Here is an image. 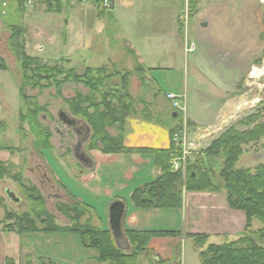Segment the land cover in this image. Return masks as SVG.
Wrapping results in <instances>:
<instances>
[{"label":"rangeland","instance_id":"1","mask_svg":"<svg viewBox=\"0 0 264 264\" xmlns=\"http://www.w3.org/2000/svg\"><path fill=\"white\" fill-rule=\"evenodd\" d=\"M61 2L62 10L52 12L39 0H0V160L10 170L8 174L0 177V227L3 229L7 223L8 212L14 213L16 217L27 211L31 212L36 226H44L37 219V214L32 212L35 205L14 179L16 174L22 176L26 185L33 186L43 195L44 207L57 225L69 227L75 223L72 218L77 214L73 211L66 212L68 209L65 210V207H73L76 201L64 193L53 171V168H57L56 164L61 166V162L68 157L66 148L70 142L74 144L77 135L60 119V114L62 111L66 114L68 112L72 117L90 124L86 115L72 114V102L78 96L102 101L99 94L101 92L93 91L84 82L67 81L58 89L53 80H43V88L34 87L24 77L22 61L11 45L13 29L16 27L22 31L20 43L27 54L38 57L43 64L63 68L65 72L73 69L79 75H83L88 68L96 71L99 69L96 66L106 64V74L112 77L101 88L102 92L119 88L122 73L132 72L137 65L144 67L141 56L136 55L135 48L139 49L146 64L157 68L142 71L143 78L134 72L130 86L133 107L128 115L134 112V108L141 112L146 99L151 103V109L146 116L151 118L152 115H157L156 112L163 107L167 111V117L175 120L176 125L170 130L174 144L175 133H184L186 142L191 141L197 146L195 151L192 150L187 155L184 167H174L171 157L172 169L180 173L181 180L178 185L183 189L194 163L199 167L203 164L209 168L210 160L203 153L205 148L230 126L264 107V0H115V6H105L107 12L101 17L95 0L83 3L77 0ZM112 15H116L123 26L119 32L115 24H109L108 18ZM83 17L86 19L84 23ZM126 17L133 19L130 21ZM203 22L207 26H202ZM100 24H105L108 28L102 31ZM124 32L130 37L129 41L123 37ZM192 43L194 50L187 52L186 48ZM93 75L97 76V73L94 72ZM64 77L65 74L58 78L63 80ZM20 89L28 97L27 101L21 97ZM168 90L175 95H181L186 108H174L167 93L165 96ZM185 93L188 113L194 112L198 118L206 120L212 119L217 104L208 100L204 104L197 98H236L224 108L225 115L232 116L229 120L231 123L228 121L218 128L206 126L198 130L186 117L188 107ZM35 102L45 110V113L40 114L39 120L52 134L55 148L51 159L59 158L58 163L54 164V160H51L48 164L34 147L31 133L27 131L24 134L20 129V114L32 109ZM88 102L85 100L83 107H87ZM129 102L124 99L126 105ZM112 104L117 111L116 116H123L122 104L116 99ZM146 109L143 111L146 112ZM171 110L176 116H171ZM128 115L108 124L106 128L117 125L119 130L122 129ZM262 115L261 122H264V110ZM24 127L29 130L27 122ZM237 127L241 130L248 128L243 125ZM177 149L175 153L180 154L179 148ZM223 159L217 157L213 161L215 183L219 187L224 184L219 176ZM260 164H264V137L244 145V153L236 167L254 171ZM44 175L50 181L46 185L50 188L53 186L50 193L52 195H48L41 186V180L44 179L45 182ZM7 189L14 191L22 201H11L7 196ZM57 194L61 196H54ZM87 218L89 216L84 214L78 221L84 224ZM9 223L16 225V220ZM253 227L262 229L264 222L257 219ZM28 236L25 237L27 239H24V244L29 237L32 238L31 235ZM44 238L49 241L44 244L38 242L35 254L43 255L45 258L41 261H48H43L45 264H63L59 262V258L68 256L70 240H78L79 236L57 232L48 233ZM214 242L223 243L222 240ZM125 251L130 253L132 249ZM92 253L94 255L98 251L90 249L87 255ZM93 255L83 264H102ZM143 256L144 253L140 256L139 264ZM41 263L37 261L36 264Z\"/></svg>","mask_w":264,"mask_h":264},{"label":"trees","instance_id":"2","mask_svg":"<svg viewBox=\"0 0 264 264\" xmlns=\"http://www.w3.org/2000/svg\"><path fill=\"white\" fill-rule=\"evenodd\" d=\"M39 1L44 2L47 10L52 12H60L62 10L63 4L61 0ZM77 1L83 3L88 0ZM104 1L95 0L100 17L107 12ZM21 34L20 28L16 27L13 29L11 45L16 56L22 61L25 72L24 77L30 80L34 87L43 88L41 81L53 80L59 89L64 82L73 80L77 83L84 82L93 91L101 92L99 93L102 97L101 102H97L98 98H82V96H78L72 102V106H70L72 107L70 109L73 115H86L90 122L92 127L90 147L92 149L98 148V142H101L104 146L103 151L107 153L149 152L155 154V162L161 167L162 173L152 183L133 192L131 198L135 205L140 208H180L182 206L183 188L181 185L180 188L178 183L181 180V175L173 171L170 163L172 155L178 151L175 144L171 142L170 148L167 149L128 148L123 145L122 136L113 138L106 132L108 124L118 121L119 118L131 112L133 100L129 94V80L135 71L140 78H143L142 71L145 70L144 67L137 65L135 70L132 71L133 73L131 71L122 73L119 88L102 92L101 88L105 87L106 81L112 77V75L106 74V68L101 67L96 71L93 68H88L83 75H79L73 69L65 72L63 68L43 64L38 57L27 54L23 44L20 43ZM94 72L97 73V76L93 75ZM64 74L63 80L58 78ZM20 94L23 100H28L23 89H20ZM115 99L122 104L124 109L121 112L123 115L121 117L116 116L117 111L112 104ZM124 99L130 101L128 105L124 103ZM85 100L89 101L87 107H83ZM261 105H263V102ZM91 109L93 112H90ZM260 109L243 118L236 125L230 126L205 148L203 153L210 160L209 168L203 164L199 167L195 163L191 166L186 180V190L221 191L223 189L229 205L233 209L244 211L247 218L246 232L244 234L234 240H225L220 244L210 241L209 236L206 234H186V238L192 239L195 250L199 251L202 264H264V228L251 230L253 219L264 222V164L257 166L254 171L250 168L236 167L237 162L244 153V145L264 137V122H261L264 107ZM41 113H45L44 108L35 102L32 109L20 114V129L24 134L27 131L31 133L34 137V147L39 153L42 150L53 149V145L50 142L52 134L39 120ZM26 122L29 130L24 127ZM239 125L248 128L241 130L237 127ZM217 157L224 158L219 171V176L223 179L224 184L220 187L215 183L216 172L213 161ZM9 171L7 165L0 160V177L8 174ZM14 177L18 182L19 188L35 205L36 208H33L32 212L37 214V219L44 226L42 228L36 226L34 219L31 217V212H24L17 217L14 213L8 212L6 214L7 223L4 224L5 230H16L20 234L30 232L77 234L81 237L82 243L86 247L98 251L97 260L99 262L110 264H139L141 254L147 250V246L153 237L181 235V232L176 231L129 230L127 231V236L133 248L132 252L128 253L117 246L109 229L93 225L90 218L84 224L78 221L80 216L86 213L78 202L73 207H65V210L66 208L68 209L66 212L73 211L77 214L73 215L72 218L75 223L69 227L57 225L53 216L44 207L43 195L33 186L26 185L20 174H16ZM13 219L16 220V225L9 223ZM204 246H207V248L204 249Z\"/></svg>","mask_w":264,"mask_h":264},{"label":"crops","instance_id":"3","mask_svg":"<svg viewBox=\"0 0 264 264\" xmlns=\"http://www.w3.org/2000/svg\"><path fill=\"white\" fill-rule=\"evenodd\" d=\"M114 2L115 0H112L113 6H115ZM126 18L130 21L133 19L131 17ZM108 20L109 24L110 22L115 24L117 32L123 29L116 15L110 16ZM82 21L83 23L86 21L85 17ZM174 21L177 31L176 17ZM99 27L102 31L108 28L105 24H100ZM124 33L123 37L129 41L130 37L126 32ZM135 50L136 55L141 56V63L144 65L145 71L157 68L154 65H147L143 60L142 52L136 48ZM104 66L108 68L106 64L96 67ZM133 77L134 75L129 80L130 95H132L130 86ZM172 92L168 90L165 92V96L166 93ZM185 96L187 100L186 93ZM197 99L201 103L206 104L209 101L218 106L214 108L215 111L212 115L214 120L200 119L194 112L188 113L187 100L188 114L186 117L189 119L188 122L198 130L206 128V126L218 128L231 119V115H225L224 108L229 103L234 102L236 98ZM143 102L145 103H143L141 112L138 108H134V112L126 117L122 129L119 130L117 125L107 127L109 136L116 138L122 136L123 145L128 148H170L172 142L170 130L176 125L175 120L167 117V111L163 107L156 112L157 115H152L151 118L146 116L151 109V103L146 99ZM166 103L171 109L170 103L168 101ZM144 108H147L146 112L143 111ZM170 113L174 117L175 112L171 110ZM67 115L75 121L72 124L65 123V125L75 131L77 142L75 139L73 145L71 142L69 143L66 148L68 149L66 151L69 152L68 157L61 162V166L56 164L57 168H53V171L64 193L85 209V214L89 216L92 224L111 231L109 208L114 201L120 200L125 204L122 229L130 244L127 251L132 249V244L127 236L129 230L181 232V235L176 236L153 237L140 264H202L192 239L186 238V234H206L209 236V240L214 242L215 240H234L246 232L247 218L245 212L233 209L229 205L223 189L221 191H188L183 189L182 206L177 209L137 207L131 198L133 192L152 183L162 173L161 167L155 162V154L149 152L107 153L103 151L104 146L101 142H98V148L92 149L90 147L92 136L90 124L72 117L68 112ZM50 142L53 145L52 150H42L40 153L38 151L48 164L51 160L56 159H51L55 148L53 137H51ZM58 160L60 159L57 158L52 163H58ZM256 220L253 219L252 230H258L253 227ZM46 234L37 232L20 234L17 231L5 230L0 227V264H36L37 261L43 264L48 263V261L43 260L45 263L41 261L45 258L43 255L35 254V246L38 242L44 244L49 241L48 238H44ZM24 235L32 236V238L28 236L25 244L24 239L27 238ZM80 238L79 236L78 240H70L71 250L68 248V256L60 257L59 262L83 264L88 257L93 255V253L87 255L88 250L92 248L86 247ZM93 256L97 259L98 253H94Z\"/></svg>","mask_w":264,"mask_h":264},{"label":"water","instance_id":"4","mask_svg":"<svg viewBox=\"0 0 264 264\" xmlns=\"http://www.w3.org/2000/svg\"><path fill=\"white\" fill-rule=\"evenodd\" d=\"M202 26H207V23L203 22ZM174 116H176V113H174ZM60 119L66 124H72L75 122L74 119L70 118V116H68L63 111L60 114ZM6 193L8 198L11 199V201L15 203H19L22 201V198L18 196L14 191L7 189ZM109 209H110V218H109L110 229L113 237L115 238V242L120 249L128 250L130 248V244L127 238L125 237L122 229V219L125 211V204L122 201L117 200L110 205Z\"/></svg>","mask_w":264,"mask_h":264},{"label":"built area","instance_id":"5","mask_svg":"<svg viewBox=\"0 0 264 264\" xmlns=\"http://www.w3.org/2000/svg\"><path fill=\"white\" fill-rule=\"evenodd\" d=\"M105 6L111 7L112 6V0H105ZM193 45L194 44L192 43L189 47H187L186 51L192 52L194 50ZM167 97L170 99L174 108L176 107V108H179L181 110L186 108L185 100L181 95L178 96V95H175L174 93H169V94L167 93ZM183 101H184V104L182 105ZM184 135H185L184 133H181V134L175 133V136H174L175 145L180 150V154L175 153L172 155V157H173L172 165L176 168L186 166L187 155L192 150L195 151V149H197L196 148L197 146L193 142H191V141H188V143L186 142Z\"/></svg>","mask_w":264,"mask_h":264},{"label":"flooded vegetation","instance_id":"6","mask_svg":"<svg viewBox=\"0 0 264 264\" xmlns=\"http://www.w3.org/2000/svg\"><path fill=\"white\" fill-rule=\"evenodd\" d=\"M44 177H45V182H44V179L43 180H41V186L42 187H44V190L48 193V195H52V194H50L51 193V189L53 188V186H52V188H50L49 186H47L46 185V182L48 181V182H50L49 181V179L44 175ZM44 182V183H43ZM54 196H56V197H58V196H61V195H59V194H57V195H54Z\"/></svg>","mask_w":264,"mask_h":264}]
</instances>
